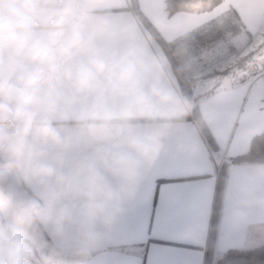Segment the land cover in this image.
<instances>
[{"label": "clouds", "instance_id": "clouds-1", "mask_svg": "<svg viewBox=\"0 0 264 264\" xmlns=\"http://www.w3.org/2000/svg\"><path fill=\"white\" fill-rule=\"evenodd\" d=\"M100 3L0 0V211L7 208L17 225L0 228V264H26L31 251L24 230L47 227L69 193L85 202L88 216L78 237L68 241L67 214H61L52 231L59 241L55 254L73 245L86 254L98 240L94 222L109 224L120 211V197L95 163L113 177L135 181L157 157L170 126L159 108L175 117L188 107L164 86L163 69L149 71L142 54H106L97 47L96 40L113 31L110 19L96 13ZM141 117L153 122L132 123ZM70 145L95 156V162H81L74 177L46 163L51 152ZM54 177L59 192L49 187ZM34 182L43 189L39 199L18 190Z\"/></svg>", "mask_w": 264, "mask_h": 264}, {"label": "crops", "instance_id": "crops-1", "mask_svg": "<svg viewBox=\"0 0 264 264\" xmlns=\"http://www.w3.org/2000/svg\"><path fill=\"white\" fill-rule=\"evenodd\" d=\"M137 2L146 17L165 40L170 42L193 36L183 22L195 21L204 14L180 11L169 16L164 7L165 0ZM96 13L106 16L113 25L110 35L96 40L97 47L106 54L128 50L142 54L149 71H154L157 65L163 69L164 86L186 100L188 107L183 114L175 117L166 115V108H159L170 126L160 138L162 147L157 157L150 165L141 167L135 181L113 177L105 171L102 164L95 163L113 193L120 197V211L109 224L102 223L100 219L94 222L98 240L86 254H81L75 245L61 255L55 254L59 241L54 239L52 231L61 214H67L63 220V238L68 241H74L78 237L88 216L85 202L69 193L62 197L53 210L52 222L47 227L38 225L32 229L34 232L36 228L39 229L45 239L46 250L50 248L54 254H42V246L38 247L24 237V242L31 251L26 264H135L136 261L149 264V253L152 264H182L185 261L205 264L208 253L214 263L229 249H249L263 244L264 162L233 163L232 159L248 152L251 141L256 135L264 133V128L250 127L242 111H209L202 103L203 90L193 91L192 97L199 96L196 103L200 119L211 135L212 148L225 152V179L217 202L218 173L209 149L211 144L192 114L195 101L191 102L183 94L163 50L131 9V0H101ZM228 79L233 86L237 81L243 83L246 80H236L231 75ZM154 119L162 117L156 116ZM152 122L132 123L145 125ZM111 147L118 150L115 145ZM83 161L95 162L93 150L70 145L63 151L51 152L46 163L59 174L74 177ZM180 171L195 173L202 181L203 191L193 198H185L182 189L165 187L159 215L154 208L150 224L148 206L154 180L158 176L173 175ZM22 186L29 197L39 199L38 194L43 189L38 184L34 182L32 185ZM49 187L52 191H61L55 177L49 181ZM157 196L159 199V192ZM0 228H11L1 211ZM153 229L157 235L184 241L190 247L182 250H174L179 249V245L152 248L151 242L144 241L153 234ZM55 259L58 261H53Z\"/></svg>", "mask_w": 264, "mask_h": 264}, {"label": "snow or ice", "instance_id": "snow-or-ice-1", "mask_svg": "<svg viewBox=\"0 0 264 264\" xmlns=\"http://www.w3.org/2000/svg\"><path fill=\"white\" fill-rule=\"evenodd\" d=\"M201 8L204 10L201 17L183 23L192 32L193 47L199 54V59L211 69L206 73L210 79L202 92L203 105L212 112L242 111L250 127L264 128V0H203ZM236 25L239 26L238 35L225 41L224 33H231ZM241 43L245 49L244 55L255 54L252 57V64H255L256 60L260 63L255 74L241 72V77L246 76L247 79L243 83L237 81L233 86L228 79L232 73L225 65L235 59L231 55L230 48L233 45L240 48ZM168 186L182 189L185 198H193L203 191L202 181L191 171L156 177L148 206L150 224L154 208L159 215L163 190ZM144 242H151L152 248L179 245V249L174 250H182L190 247L184 241L157 235L155 229ZM135 264H142V261H136ZM149 264H152L150 253ZM182 264H192V262L185 261ZM226 264H246V262L239 257H229Z\"/></svg>", "mask_w": 264, "mask_h": 264}, {"label": "trees", "instance_id": "trees-1", "mask_svg": "<svg viewBox=\"0 0 264 264\" xmlns=\"http://www.w3.org/2000/svg\"><path fill=\"white\" fill-rule=\"evenodd\" d=\"M203 0H165L164 7L169 16H172L174 13L180 11L194 12V13H202L204 10L201 8ZM131 9L137 16V18L141 21V23L145 26L151 36L155 39V41L159 44L163 52L165 53L167 59L169 60L173 71L180 83L183 94L191 101L195 103L192 106V114L195 120L199 121L201 125V129L205 136L207 137L209 143L213 147V141L211 135L209 134L208 128L204 124V122L200 119L199 107L197 100L199 96L192 97L193 92V84L194 79L189 78L183 72L181 65L182 62H185L187 59V55L190 49L193 48V36L187 39H179L176 41H167L161 35V33L157 30V28L152 24V22L146 17V15L140 9L137 0H131ZM246 65V61H241L239 65L233 71H236L237 68H242ZM231 71V69L229 70ZM186 118V117H183ZM161 119H155V121H159ZM175 120V119H169ZM143 121H153V119H135L132 122H143ZM233 163H243V162H264V133L256 135L251 141L250 148L248 152L243 155L234 157L232 159ZM225 179V166L221 165L218 172V185H217V202L218 197L220 195L221 189L224 184ZM229 257H239L246 264H264V243L249 249H238L232 248L224 253H222L213 263L211 261L209 253L207 254L205 264H226V260Z\"/></svg>", "mask_w": 264, "mask_h": 264}, {"label": "rangeland", "instance_id": "rangeland-1", "mask_svg": "<svg viewBox=\"0 0 264 264\" xmlns=\"http://www.w3.org/2000/svg\"><path fill=\"white\" fill-rule=\"evenodd\" d=\"M238 30H239V26L236 25V26H234V29L231 33H224V40L228 41V40L232 39L233 37H235L236 35H238ZM244 51H245V49H244L243 43H241L240 48H237L235 45H233L230 48L231 55L235 59H234V61L225 65V67H227L228 69H231L230 73H232L231 76L233 77V79H236V80L247 79L246 76L241 77L240 70L242 68H244L246 65H252V57L255 54L249 53L248 55H244ZM244 60L246 61V65L244 67H242L240 69L237 68L236 71L232 70V69H235L237 67V65H239V63L241 61H244ZM255 63H260V61L256 60ZM171 68H172V66H171ZM181 68L187 77L194 79L193 91L201 92L204 88L207 87V82L209 81L210 77L208 75H206V73L210 72L211 69L208 65L203 64V62L199 59V54L194 49V47L189 50L188 55H187V59L185 62H182ZM235 74H236V76H235ZM18 190L25 192V189L23 188L22 185L19 186ZM5 191H6V189H5ZM1 213H2L5 221L9 224V226L11 228L17 227L14 217L12 216L11 212L7 208H5L3 211H1ZM24 237L30 239L35 245L37 244L38 247L42 246L44 249L41 251L42 254L46 253V252H49V254H54L50 248L48 251L46 250L47 246H45L46 245L45 239L42 236V234L40 233L38 228H36L35 232L32 229L24 230ZM53 256H55V255H53ZM57 257L55 256V258H57ZM53 261L57 262L58 259H55ZM59 261H60V259H59Z\"/></svg>", "mask_w": 264, "mask_h": 264}, {"label": "built area", "instance_id": "built-area-1", "mask_svg": "<svg viewBox=\"0 0 264 264\" xmlns=\"http://www.w3.org/2000/svg\"><path fill=\"white\" fill-rule=\"evenodd\" d=\"M258 65L259 63H255L252 65H246L244 68L240 70V73L241 72H252L255 74ZM209 149L210 151H212L213 160L215 163L216 171L218 173L221 165L225 161V152L221 150H214L211 145H209Z\"/></svg>", "mask_w": 264, "mask_h": 264}]
</instances>
